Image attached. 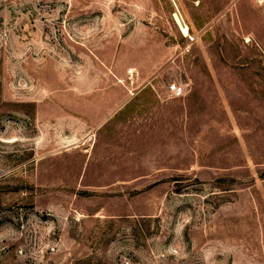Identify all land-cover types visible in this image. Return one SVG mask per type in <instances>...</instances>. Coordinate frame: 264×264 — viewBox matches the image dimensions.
Returning a JSON list of instances; mask_svg holds the SVG:
<instances>
[{"label": "rangeland", "instance_id": "rangeland-1", "mask_svg": "<svg viewBox=\"0 0 264 264\" xmlns=\"http://www.w3.org/2000/svg\"><path fill=\"white\" fill-rule=\"evenodd\" d=\"M0 264H264V0H0Z\"/></svg>", "mask_w": 264, "mask_h": 264}, {"label": "built area", "instance_id": "built-area-1", "mask_svg": "<svg viewBox=\"0 0 264 264\" xmlns=\"http://www.w3.org/2000/svg\"><path fill=\"white\" fill-rule=\"evenodd\" d=\"M170 91L174 97H181L184 93L183 88L178 86L177 84H173L170 86Z\"/></svg>", "mask_w": 264, "mask_h": 264}]
</instances>
